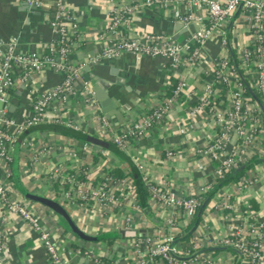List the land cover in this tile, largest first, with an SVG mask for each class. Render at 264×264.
Here are the masks:
<instances>
[{
  "label": "crops",
  "instance_id": "crops-1",
  "mask_svg": "<svg viewBox=\"0 0 264 264\" xmlns=\"http://www.w3.org/2000/svg\"><path fill=\"white\" fill-rule=\"evenodd\" d=\"M47 1L52 3L55 0ZM63 1L76 16L80 36L79 46L70 55V60L74 63H85L81 68L82 76L91 81L92 89L96 84L100 96L110 102V108L107 112L102 111L103 108L95 95L93 105L80 103L78 99L68 101L59 110H53L49 105L44 121L26 129L14 142L11 165L7 163L9 172H12L14 179L26 192L46 196L58 200L59 203H62L59 198L61 185L53 181L49 175L58 165L65 166L72 172H80L85 166L94 168L97 163L101 170L119 168L127 171L130 166L139 174L137 164L140 162L152 181H164L171 192L183 195L196 193L213 172L214 162L209 157L198 154L197 148L212 135L214 124L211 117L203 111H191L195 101L193 97L187 98L186 93H182L179 99L171 103L165 115L153 127L147 129L142 136L131 139L125 150H120L123 157L110 147L91 142L93 146L82 151L74 137L56 129V125L66 127L64 123L53 120L56 117L63 121L76 120L83 131L91 132L94 127L93 120H98V116H104L119 129L127 120L139 119L145 111L155 106L166 96L167 87L173 85L177 79L185 80L187 93L199 89L204 81H211L213 78L211 73L213 58L227 52L230 59L238 61L242 50L250 44L245 10L238 7L227 19V47L223 48L217 38L212 36L201 46L198 62L186 64L178 72L173 73L169 70L168 60L164 57L123 53L104 59L109 61L112 80H102L86 67V63L102 46V40L94 38V35L106 25V6L103 3L90 4L89 0ZM178 8L183 9L182 2ZM51 11L50 6L33 7L27 5L24 0H0V42L14 38L18 51L42 50L43 45L54 36L47 23ZM176 22L180 21L167 16L162 7L145 8L137 13L129 32L131 34L143 31L163 32L182 39L187 30L181 22V25L175 27ZM18 72V69H14L16 77ZM242 72L243 79L250 86L252 81L248 71ZM58 80L59 75L49 69L40 73L30 72L23 80H17L7 93L8 110L10 101L16 100L13 111L8 115L21 117L28 111L31 103L30 91L47 88ZM222 94L227 97L224 90ZM119 111L123 112L120 122L117 120L120 116ZM251 147L256 152L250 155V166L237 181L222 186L217 192L241 204L249 200L255 202L257 211L254 221L262 223L264 231V127L260 128ZM69 149H77V157H68ZM168 149L173 151L170 156L166 155ZM2 166L0 161L1 176ZM244 179L247 181L241 185ZM14 188L17 197L39 212L44 226L51 231L52 241L62 264H133L127 248L129 238L134 234L138 235L141 228L146 232L151 230V233L157 230L161 232L165 228L161 217L151 209L149 213L143 210L141 214H136L133 234L132 231L125 229L122 213L116 208L81 209L75 205L67 206L66 210L72 220L85 233L98 235L113 232L118 235L111 243L104 239L82 240L71 233L66 222L52 209L26 197L17 187ZM0 218L5 237L1 264H53L39 240L38 233L17 213L6 211L2 203ZM187 223L180 226V230ZM227 227L228 224L221 218L220 211L211 207L210 200L203 208L196 226L188 230V234L190 233L188 240L183 242L176 239L177 244L183 248L188 247L194 239L204 238L205 241L199 250L188 257L189 264H204L201 257L203 254L212 258L215 264H245L237 251L210 243L226 234ZM153 264L161 263L155 261Z\"/></svg>",
  "mask_w": 264,
  "mask_h": 264
},
{
  "label": "built area",
  "instance_id": "built-area-1",
  "mask_svg": "<svg viewBox=\"0 0 264 264\" xmlns=\"http://www.w3.org/2000/svg\"><path fill=\"white\" fill-rule=\"evenodd\" d=\"M33 7H52L47 23L54 36L39 51H18L15 39L0 42V161L3 176L0 177V203L6 211L17 213L26 224L38 233L39 240L53 264H62L61 257L52 241L49 228L41 221L39 212L29 207L16 196L13 183L9 180L7 163L11 160L14 142L26 129L44 121L49 105L53 110L62 109L68 101L78 99L80 103L95 104L91 81L84 78L81 68L84 62L74 63L70 55L79 46L78 22L75 14L63 0L50 3L47 0H24ZM90 4L103 3L107 10V22L103 29L94 35L102 40L100 50L89 61L108 59L123 53L138 56L164 57L168 60L171 72H178L186 64H193L200 56V48L215 36L220 45L227 47L226 22L238 7L245 10L250 44L245 47L237 61V68L248 71L253 87L257 90L260 103L246 93L245 85L230 62L227 52L221 53L212 61V80L204 81L201 87L187 93L183 78L177 79L170 96L162 97L136 120H127L124 126L116 129L104 116L93 120L91 132L81 129L76 120H58L67 128L79 130L99 139H109L119 150H125L131 139L138 138L153 127L164 115L171 103L186 93L194 99L191 109L201 110L211 117L214 131L197 148V153L209 157L214 162L213 172L200 189L189 195L175 194L164 181H152L142 163L137 164L142 182L147 191L150 209L161 217L163 231L157 230L150 235L134 234L133 224L136 214L143 208L137 203L135 186L128 176H113L101 170L99 164L92 168L85 166L80 172H72L58 165L50 171V178L61 185L59 198L65 208L78 206L81 209L116 208L122 213L125 229L132 231L128 251L133 264H189L188 257L199 250L204 238L194 239L188 247H180L176 241L180 226L189 221L200 205V194L208 190L216 177L225 170L237 169L256 151L251 143L264 127L261 122L260 108L264 107V0H89ZM182 2V10L178 5ZM162 7L167 16L180 21L187 34L182 39L170 33L143 31L131 34L129 28L138 12L145 8ZM203 11V13H200ZM18 69V76L14 74ZM45 69L54 71L59 80L53 85L31 92L28 111L21 117L8 115L9 88L17 80H23L30 72L40 73ZM223 88L225 95L217 102V88ZM93 146L85 141L80 149L88 150ZM77 149H69L70 158L77 157ZM173 151L166 150V155ZM96 168V169H95ZM95 169V171H94ZM247 179L241 182L245 184ZM58 202V200H56ZM248 206L247 202L243 203ZM211 207L220 211L221 218L228 224L227 232L212 245H222L237 251L245 264H264V231L262 223L249 220L243 213L241 202L234 201L221 193H214ZM248 213L253 211L247 209ZM255 220V214L252 215ZM1 224V218H0ZM5 247V237L0 225V264ZM197 257V256H196ZM204 264H215L207 254H203ZM109 264V263H105Z\"/></svg>",
  "mask_w": 264,
  "mask_h": 264
},
{
  "label": "trees",
  "instance_id": "trees-1",
  "mask_svg": "<svg viewBox=\"0 0 264 264\" xmlns=\"http://www.w3.org/2000/svg\"><path fill=\"white\" fill-rule=\"evenodd\" d=\"M231 65L233 67V69L238 72L243 80V83L245 85V90L246 93L250 94L251 96H253L258 103H260V99L258 96V92L255 88L253 87H249L247 85V83L245 82V80L243 79V72L241 69L237 68V61L234 58L230 59ZM174 85V84H173ZM173 85H170L169 87H167V93L166 96H170L172 94V88ZM217 96L215 97V100L218 102L220 100V97L223 95V88L220 86H218L217 88ZM260 114H261V122L264 125V107L261 106L260 108ZM56 129H58L59 131H61V133H64L68 136H72L77 140V143L79 144V147L85 142L88 141L87 138V134L83 133L79 130H73L67 127H61L59 125H56ZM97 138V137H96ZM91 143L94 144H98L100 146L103 147H110L111 149H113L118 155L122 156V152L111 142H109V140H103L101 139V141H97V142H93V141H89ZM78 153H80V149L78 150ZM123 157V156H122ZM8 164L11 165V160L8 162ZM251 164V161L248 159L246 162L242 163L240 166H243L242 169L235 171L236 169H230V170H225L223 172V175L221 177H216L214 182L212 183V186L202 192L200 194V205L196 208L194 215L192 216V218L189 220V222L187 223L186 226H184V228L182 230H180L177 235L176 238L177 240H183V242H186L188 240V237L190 236V233L188 234V230H190V228L193 226L195 220H196V214L198 212V209L200 208L201 204L206 201L205 206L210 202L212 196L214 195V193H216L222 186L224 185H228L231 182L237 181L238 178L242 175V173L245 171L246 168H248ZM107 172L113 176H128L132 179V181L134 182V186H135V195H136V200L137 203L143 208V210L147 211L148 213L150 212V207L148 205L147 202V191L145 188L144 183L141 180L140 174L136 173L132 168H130L129 166V170L127 171H122L119 168H112L110 170H107ZM1 176V173H0ZM9 179L12 180V183L15 187H17V189L24 194L26 191L25 189L21 188L18 181L16 179H14V177L12 176V172L9 175ZM248 206H246L245 204H242V210L244 211L243 213L248 214L249 215V220L254 221L252 215L256 213L257 211V205L255 202H253L252 200H249L247 202ZM204 206V207H205ZM247 209L252 210V213H248ZM118 237V235L116 233L113 232H107V233H103L99 240L104 239L107 240L109 243H111V241Z\"/></svg>",
  "mask_w": 264,
  "mask_h": 264
},
{
  "label": "water",
  "instance_id": "water-1",
  "mask_svg": "<svg viewBox=\"0 0 264 264\" xmlns=\"http://www.w3.org/2000/svg\"><path fill=\"white\" fill-rule=\"evenodd\" d=\"M181 25L180 22H176L175 23V27ZM176 37V35H174V38ZM86 67H88V69H90L93 74L95 76H97L98 78L102 79V80H112V76L110 74V64L108 60H104V59H99V60H95V61H88L86 63ZM95 86H93V90H94V95L97 98L100 106L103 108L102 111L107 112V110L109 111L110 108V102L106 99L100 96L99 91L96 88V84H94ZM16 104V100L12 99L10 101V105H9V110H8V114H11V112L13 111L14 107ZM107 108V109H106ZM119 115L117 117V120L120 122L123 116V112L119 111ZM88 141H101V139L96 138L93 135H87L86 138ZM243 166H239L235 171H238L240 169H242ZM24 195L28 198H31L33 200H36L46 206H48L50 209H52L60 218H62L69 230L71 231L72 234H74L75 236H77L78 238H81L82 240H86V241H97L99 240L100 236L102 234H98V235H91V234H87L84 231H82L76 224L75 222L72 220L70 214L68 213V211L66 210V208L60 204L59 202H57L56 200L46 197V196H42V195H38V194H32L30 192H25ZM206 201H204L200 208L198 209V212L196 214V220L194 222V225L192 226V229L196 226V224L198 223L200 216H201V212L205 206ZM126 234H130L129 232H126ZM151 234V230H148L146 232L145 229L141 228L138 230V235L139 236H145V235H150Z\"/></svg>",
  "mask_w": 264,
  "mask_h": 264
}]
</instances>
